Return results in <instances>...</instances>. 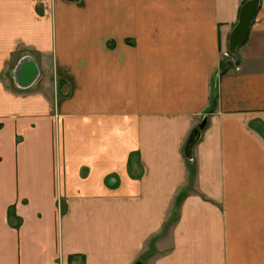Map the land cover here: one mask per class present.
I'll use <instances>...</instances> for the list:
<instances>
[{"label": "crops", "instance_id": "crops-1", "mask_svg": "<svg viewBox=\"0 0 264 264\" xmlns=\"http://www.w3.org/2000/svg\"><path fill=\"white\" fill-rule=\"evenodd\" d=\"M242 3L0 0V264H264V0L221 73Z\"/></svg>", "mask_w": 264, "mask_h": 264}, {"label": "water", "instance_id": "water-1", "mask_svg": "<svg viewBox=\"0 0 264 264\" xmlns=\"http://www.w3.org/2000/svg\"><path fill=\"white\" fill-rule=\"evenodd\" d=\"M259 4L260 0H246L241 6L238 22L232 29L229 37V53L232 54L235 59L238 58V49L248 38L250 27L256 17ZM15 71V79H19V84L22 86L32 85L39 75V68L35 60L29 55L24 56L19 61ZM21 78H23V81L20 80ZM207 122L208 118L204 117L201 122L193 128L185 144L184 154L191 160L193 157V150L200 140ZM135 264H141V261Z\"/></svg>", "mask_w": 264, "mask_h": 264}, {"label": "trees", "instance_id": "trees-1", "mask_svg": "<svg viewBox=\"0 0 264 264\" xmlns=\"http://www.w3.org/2000/svg\"><path fill=\"white\" fill-rule=\"evenodd\" d=\"M246 0H243V3ZM242 3V4H243ZM241 10V7H240ZM229 53V52H228ZM230 54V53H229ZM232 56V54H230ZM233 62L231 61V59L225 60V58L222 60V74H225L228 69L230 67H232ZM217 104V97L214 94V98H213V103H212V107L210 108L209 112H212L215 108ZM186 157V156H185ZM186 161L188 163V169H189V181H188V185L186 186V188H183L182 191L180 192L179 196H178V201H181L186 195H187V189L189 190V188L191 189L193 187L194 184V178H195V174H196V163L194 160H191L189 158L186 157ZM13 214V212L11 213L10 211V216ZM153 242L151 243V247L150 249L153 248ZM137 263V262H136Z\"/></svg>", "mask_w": 264, "mask_h": 264}, {"label": "rangeland", "instance_id": "rangeland-1", "mask_svg": "<svg viewBox=\"0 0 264 264\" xmlns=\"http://www.w3.org/2000/svg\"><path fill=\"white\" fill-rule=\"evenodd\" d=\"M227 53V52H226ZM224 58H225V60H228V59H231L232 60V62H233V58H234V56L232 55H230L229 53L228 54H225L224 55ZM215 86H216V82H215V84H214ZM186 188V187H185ZM193 189V187L190 189L189 188V190L187 189V191H191ZM188 193V192H187ZM178 204V203H177ZM177 204H176V208H175V210H174V212H173V214L174 213H177ZM153 242V244L155 243V239H152L151 241H150V243H149V247H151V243ZM147 255H152V254H150L148 251H147Z\"/></svg>", "mask_w": 264, "mask_h": 264}, {"label": "built area", "instance_id": "built-area-1", "mask_svg": "<svg viewBox=\"0 0 264 264\" xmlns=\"http://www.w3.org/2000/svg\"><path fill=\"white\" fill-rule=\"evenodd\" d=\"M226 54H228V52Z\"/></svg>", "mask_w": 264, "mask_h": 264}]
</instances>
